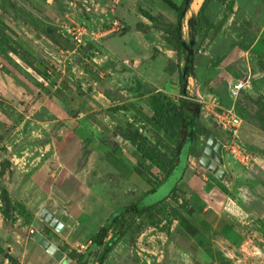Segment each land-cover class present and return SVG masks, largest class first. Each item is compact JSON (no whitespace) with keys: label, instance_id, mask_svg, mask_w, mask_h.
Listing matches in <instances>:
<instances>
[{"label":"crops","instance_id":"obj_1","mask_svg":"<svg viewBox=\"0 0 264 264\" xmlns=\"http://www.w3.org/2000/svg\"><path fill=\"white\" fill-rule=\"evenodd\" d=\"M78 1L82 2L78 8L88 29L83 46L76 47L59 35L52 39L47 33L42 38L50 42L49 46H29L42 58L39 67L47 76L32 70L39 77L31 75L35 87L41 90L34 102L43 109L39 118L38 112L31 116L36 114L33 124L41 128L39 137L44 139H36L35 145L25 151L21 148L23 152L17 155L12 151L16 148L7 147L8 155L3 157L10 179L2 188L15 211L10 223L0 212V264H63L65 260L66 264H76L77 257L88 249L113 213L130 208V198L154 193L157 179L166 180L164 173L178 141L177 136L169 135L180 128L171 131L164 125L166 115L158 112L157 106L170 107L172 102L179 112L183 100L180 77L186 59L181 50H176L178 13L171 4L179 7L184 0ZM193 1L181 20V39L185 43L189 19L205 0L195 12L190 10ZM8 77H1L3 98L20 105L24 98H31L25 85ZM190 79L184 101L195 103L190 94L200 93L196 78L194 88ZM183 112L188 113L186 109ZM199 114L201 127L217 134L213 136L221 141L211 116ZM3 115L0 108V129ZM29 125L24 135L31 134ZM240 135L248 146L264 149V136L258 131L242 128ZM206 138L201 136L200 141ZM157 153L165 155L161 161L155 158ZM194 154L187 159V168L176 184L182 201L188 203L186 210L212 233L226 225L240 237L236 221L242 209L234 198L233 186L228 185L234 175L223 166L229 182L219 181L205 168L197 169L195 163L199 161ZM18 205L25 208L28 218L18 214ZM43 213L57 220L56 228L42 219ZM220 221L224 225L218 227ZM83 231L88 235L82 236ZM36 233L60 255L51 256L35 243ZM226 234L234 237L229 230Z\"/></svg>","mask_w":264,"mask_h":264},{"label":"rangeland","instance_id":"obj_2","mask_svg":"<svg viewBox=\"0 0 264 264\" xmlns=\"http://www.w3.org/2000/svg\"><path fill=\"white\" fill-rule=\"evenodd\" d=\"M70 1L73 0H0V82L9 76L14 82L25 85L26 94L31 95L20 105L0 93V108L5 113L0 129V198L2 187L10 179L6 173L9 167L2 162L8 155L7 147L16 148L12 151L17 155L21 148L25 151L35 145L36 139H44L39 137L41 128L33 124L36 114L31 116L34 112H38L37 118L42 114L43 108L40 110L34 102L35 94H40L41 90L35 87L28 71V66H41L43 62L31 48L33 44L41 48L44 44L50 45L42 34L47 33L52 39L58 35L54 21L69 8ZM79 3L82 2L77 0L75 15L83 21ZM188 27L187 43L191 31L195 33L193 66L197 67L194 78L200 95L206 101L213 96V102L219 106L233 107L243 121L242 128H251L264 136L261 131L264 130V0H205L189 19ZM22 36L32 44L25 40L20 42L18 38L23 39ZM182 52L185 54L186 50ZM47 67L51 68L48 64ZM236 74L240 77L236 78ZM245 79L249 83L244 88L232 91L233 82ZM189 81L194 88V79ZM211 119L214 122V118ZM28 125L31 134L24 135ZM250 148L256 156L252 166H240L225 152L220 165L234 175L231 183L229 180L227 183L233 186L234 198L239 200L242 209L236 221L240 237L227 240L220 237L221 234L214 235L197 222L198 217L180 208L182 196L173 193L139 215L125 214L132 221L131 225L103 264H264V149ZM195 164L197 169L203 168L197 160ZM163 182L157 179L155 187ZM141 196L130 198L128 206L135 205ZM88 233L83 231L82 236ZM112 233H108L104 243ZM101 250L96 248L86 264H96L93 260Z\"/></svg>","mask_w":264,"mask_h":264},{"label":"trees","instance_id":"obj_3","mask_svg":"<svg viewBox=\"0 0 264 264\" xmlns=\"http://www.w3.org/2000/svg\"><path fill=\"white\" fill-rule=\"evenodd\" d=\"M41 2H44V0H41ZM190 3V0H184L183 4L179 7H176L171 4V8L175 10L178 13V20L175 27L176 31V47L177 52L179 50L184 51V45L192 48L194 40H195V33L193 30L190 33L189 36V43H185L181 39V20L184 17V13L186 12L188 5ZM193 29V28H192ZM20 42H22L21 39L18 38ZM187 51L185 53V59L187 57ZM189 61L184 64V68L182 70V75L180 77V87H181V93H183V86H187L188 78H194V56L193 53L188 55ZM31 70L35 71L37 74L41 75L42 77H47L45 70L40 69L39 66H28ZM30 74V73H29ZM31 75V74H30ZM235 77H240V74H236ZM185 95V94H182ZM158 109V110H157ZM157 111L164 113L166 116L163 118V124L167 127H170L171 131L174 127L180 128L179 132L175 133V131H172L170 133V137L174 138L177 136L178 141L176 143V146L171 151L172 159L169 163V169L165 171L164 173V180L167 179L171 173L173 172L174 168L179 164V162L185 163L186 168V161L187 159L193 155L196 152V147L201 142L200 137L201 136H210V135H217L210 130L206 128H202L199 123V106L195 103L185 102L184 99L180 101L179 104V112H176L173 107H168L167 105H161L157 106ZM186 109L187 112H183V110ZM160 110V111H159ZM72 129H74L72 127ZM75 130V129H74ZM262 132H264L263 129H261ZM219 132V131H218ZM75 133L82 139L85 140L82 135H80L77 130H75ZM221 134V132H219ZM221 141L222 142L223 136L221 134ZM155 158L160 160V158H164L165 155H162L161 153L154 154ZM166 159V158H165ZM181 180V179H180ZM180 182V181H179ZM178 184V183H177ZM177 193L176 186L173 188V190L169 193V195ZM168 195V196H169ZM166 197V199L168 198ZM1 208L0 212L5 222L10 223L14 221L13 213L15 211L14 207L11 205L9 197L7 192L3 189L1 190ZM156 206V205H154ZM188 206L187 201L183 200L181 203V209L186 210ZM153 207L148 208L147 210L151 209ZM146 211V210H145ZM145 211L138 212V213H132L129 210V207H124L122 209L117 210L115 213H113L110 218L105 222V224L99 229L98 233L93 237L91 242L93 243L96 238H99V242L96 248L101 249V252L95 257L93 260L96 264H103L105 261L107 255L112 251L114 246L122 239L124 236L127 228L131 225V220L127 216H125L126 213H131L134 216L139 215ZM18 214L21 216L28 218L29 214L25 212V208L22 205L18 206ZM224 225L222 221L218 223L219 226ZM230 231L233 233V236L236 237V233L233 232V230L225 225V229H219L216 228L213 232L214 235L221 234L225 239L230 240L231 238L226 234L227 231ZM113 232L110 236L109 240L104 243L105 238H107L109 232ZM71 257H74V255H70ZM83 255L79 256V262L81 260ZM92 261V262H93ZM86 264V263H85Z\"/></svg>","mask_w":264,"mask_h":264},{"label":"built area","instance_id":"obj_4","mask_svg":"<svg viewBox=\"0 0 264 264\" xmlns=\"http://www.w3.org/2000/svg\"><path fill=\"white\" fill-rule=\"evenodd\" d=\"M76 2L77 0H73L68 3L69 8L61 12V15L57 17L54 21V27L55 32L60 37L68 38L76 47H81L84 45V39L88 35V29L87 25L75 15ZM247 79L233 82L232 91L238 92L244 88L249 83ZM190 86L193 88L192 82ZM190 96L194 98L193 101L199 106V112H204L214 118L215 127L217 131L221 132L224 139L220 142L222 144V153L228 154L242 167L252 166L256 156L254 151L241 138L240 133L243 121L238 117L234 108L219 106L213 102V96L209 101H206L205 97L195 92L191 93ZM186 97L187 91L185 89V95L182 98L185 99ZM91 244L92 242L90 241L89 245Z\"/></svg>","mask_w":264,"mask_h":264},{"label":"water","instance_id":"obj_5","mask_svg":"<svg viewBox=\"0 0 264 264\" xmlns=\"http://www.w3.org/2000/svg\"><path fill=\"white\" fill-rule=\"evenodd\" d=\"M187 54L192 53V48L184 45ZM188 55L186 57V63L189 61ZM18 63L24 68L27 69L24 64L20 61ZM29 73L35 78H39L31 69L28 68ZM186 85L183 86V94H185ZM194 157L198 159L199 164L210 172L216 179L219 181L227 182L228 179L225 178V171L220 166L222 164V144L216 139L213 135H210L206 138L205 141L199 143L198 150L194 154ZM185 170V163L179 162V164L174 168L171 175L160 185L156 191L152 194H149L142 198L137 204L130 206L129 210L132 213H138L145 211L146 209L162 202L166 199L169 193L173 190L176 184L180 181ZM42 219L49 224L50 227H57V220L52 217L49 213H43ZM99 238H96L94 242L88 247V249L83 254L79 264H85L89 259L90 254L95 251ZM33 241L37 243L44 251L49 255L55 256L60 255L57 249L46 240L41 234L36 233L33 237ZM66 260L63 264H66Z\"/></svg>","mask_w":264,"mask_h":264},{"label":"bare ground","instance_id":"obj_6","mask_svg":"<svg viewBox=\"0 0 264 264\" xmlns=\"http://www.w3.org/2000/svg\"><path fill=\"white\" fill-rule=\"evenodd\" d=\"M200 2H201V0H194L192 5H191L190 10L195 12V10L198 9V6H199Z\"/></svg>","mask_w":264,"mask_h":264}]
</instances>
